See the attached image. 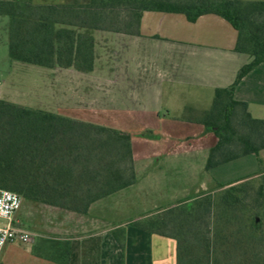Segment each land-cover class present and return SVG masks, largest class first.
<instances>
[{
	"label": "trees",
	"instance_id": "trees-1",
	"mask_svg": "<svg viewBox=\"0 0 264 264\" xmlns=\"http://www.w3.org/2000/svg\"><path fill=\"white\" fill-rule=\"evenodd\" d=\"M146 12L182 14L191 22L214 14L238 31L235 50L252 60L232 85L216 89L210 115L202 119L217 136L206 168L259 156L264 119L254 118L234 91L264 63V0H0L12 61L83 73L96 67L97 31L140 36ZM250 177L217 181L224 187L217 195L200 194L132 225L176 240V264H264V177ZM136 179L130 135L0 99V188L25 201L87 214L93 203ZM113 233L125 249V229ZM47 241L50 259L70 264L71 243Z\"/></svg>",
	"mask_w": 264,
	"mask_h": 264
},
{
	"label": "rangeland",
	"instance_id": "rangeland-1",
	"mask_svg": "<svg viewBox=\"0 0 264 264\" xmlns=\"http://www.w3.org/2000/svg\"><path fill=\"white\" fill-rule=\"evenodd\" d=\"M4 25L0 19L2 99L130 135L136 182L100 201V209L92 210L95 215H103L107 233L111 228L125 229L126 233L127 228H136L132 223L156 218L168 207L189 203L200 194L217 195L224 189L218 182L247 176L257 182L264 177V149L259 156H242L207 170L217 136L200 118L210 115L216 91L169 80L177 70L164 63L167 43L152 39L149 30H145V37L97 31L96 67L83 73L74 68L52 69L12 61ZM163 28L159 23L156 30L163 33ZM18 216L24 229L38 241L51 239L57 225L72 226L79 223L75 217H81L25 200ZM156 237L166 240L158 234ZM160 248L156 242L155 264H175L176 248Z\"/></svg>",
	"mask_w": 264,
	"mask_h": 264
},
{
	"label": "crops",
	"instance_id": "crops-1",
	"mask_svg": "<svg viewBox=\"0 0 264 264\" xmlns=\"http://www.w3.org/2000/svg\"><path fill=\"white\" fill-rule=\"evenodd\" d=\"M34 2L42 3L40 0ZM0 19L4 24L7 21L6 17ZM159 23L165 27L163 33L156 30ZM145 30H149L152 39L167 43L163 52L164 63L177 70L169 80L180 84L215 91L227 88L235 82L242 67L252 60L250 55L235 50L238 31L227 20L214 14L203 15L191 22L182 14L146 12L141 24L142 37H145ZM234 99L246 102L254 118L264 119V63L242 78L234 91ZM254 113L261 114L256 116ZM100 201L93 203L87 214L53 206L66 214L72 212L81 216L75 217L78 224L54 227L51 237L57 242L71 243L70 264H155L156 242L160 244V251L176 248L177 252L176 240L157 239L155 233L131 227L126 229L123 249L116 241L114 229L107 233L103 215L92 213L94 208L100 209ZM15 220L24 229L18 214ZM47 240L38 241L33 236L30 242L17 240L6 244L0 254V264H60L50 259Z\"/></svg>",
	"mask_w": 264,
	"mask_h": 264
},
{
	"label": "built area",
	"instance_id": "built-area-1",
	"mask_svg": "<svg viewBox=\"0 0 264 264\" xmlns=\"http://www.w3.org/2000/svg\"><path fill=\"white\" fill-rule=\"evenodd\" d=\"M23 198L17 192L0 188V254L8 243L20 240L30 242L33 234L16 224V215L21 210Z\"/></svg>",
	"mask_w": 264,
	"mask_h": 264
}]
</instances>
